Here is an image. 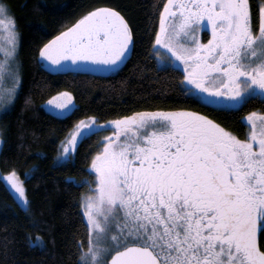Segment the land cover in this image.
<instances>
[{"label":"snow or ice","instance_id":"snow-or-ice-1","mask_svg":"<svg viewBox=\"0 0 264 264\" xmlns=\"http://www.w3.org/2000/svg\"><path fill=\"white\" fill-rule=\"evenodd\" d=\"M21 36L11 5L0 0V117L20 100ZM134 43L125 16L102 5L43 42L38 54L50 67L113 71ZM152 47L159 62L182 71L186 95L200 103L238 109L253 97L264 101V0H165ZM31 104L25 95L21 112ZM46 105L70 112L72 94L59 92ZM241 119L243 138L183 107L77 121L60 141L58 159L70 158L88 137L112 131L96 141L89 176L69 178L86 185L75 264H264V111ZM8 126L0 118V144ZM17 126L23 137L19 117ZM0 180L29 212L16 168ZM30 244L43 247L42 237Z\"/></svg>","mask_w":264,"mask_h":264},{"label":"trees","instance_id":"trees-1","mask_svg":"<svg viewBox=\"0 0 264 264\" xmlns=\"http://www.w3.org/2000/svg\"><path fill=\"white\" fill-rule=\"evenodd\" d=\"M4 2L11 5L22 34L20 58L24 79L14 110L0 117L9 122L0 150V173L16 168L26 188L30 211L23 210L0 180V264H75V241L84 237L79 200L86 185L77 186L69 178L80 181L89 176L86 169L91 153L96 150L99 136L105 133L88 137L70 158L57 161L60 141L80 119L95 116L108 120L145 108L183 107L211 116L243 138L247 124L241 118L250 111H264V101L259 97L249 99L238 109L200 103L186 95L180 82L182 71L158 64L152 41L165 0ZM252 2L256 4L257 0ZM102 5L120 11L134 31L135 43L118 70H54L56 67L40 62L38 47L43 42L70 26L85 11ZM64 91L72 94L73 110L66 114L50 111L46 102ZM25 95L31 96L32 104L21 112ZM17 117L26 130L23 137L19 135ZM37 234L42 237L43 247L30 244V238L36 239Z\"/></svg>","mask_w":264,"mask_h":264},{"label":"rangeland","instance_id":"rangeland-1","mask_svg":"<svg viewBox=\"0 0 264 264\" xmlns=\"http://www.w3.org/2000/svg\"><path fill=\"white\" fill-rule=\"evenodd\" d=\"M203 33H204V31L203 32H201L200 33V37H201V39L202 40H205L204 39V36H203ZM208 38V37H207ZM206 38V39H207ZM157 62H158V64L160 65V66H165V65H168L167 64V62H163V63H161V62H159L158 60H157ZM69 67H72V66H69ZM52 68H54V67H52ZM57 68H60V67H58V66H56V69H54V70H57ZM76 69H79V68H76ZM88 69H92V70H96V71H101L102 69H99V68H88ZM105 71H107V70H105ZM72 103H73V105H74V107H75V102H74V100H73V98H72ZM47 106V105H46ZM48 108V107H47ZM55 113H57V112H55ZM57 114H59V113H57ZM102 136H103V134H102ZM1 147H2V144H0V150H1ZM66 159H58L57 158V161H59V162H62V161H65ZM9 188V187H8ZM10 189V188H9ZM11 190V189H10ZM12 191V190H11ZM12 193H13V195L15 196V193L12 191ZM17 200V199H16ZM18 201V200H17ZM19 203V202H18ZM20 204V203H19ZM21 205V204H20ZM22 207H23V205H21Z\"/></svg>","mask_w":264,"mask_h":264},{"label":"flooded vegetation","instance_id":"flooded-vegetation-1","mask_svg":"<svg viewBox=\"0 0 264 264\" xmlns=\"http://www.w3.org/2000/svg\"><path fill=\"white\" fill-rule=\"evenodd\" d=\"M203 36H204V39L206 40V38L208 37V33H207V31H204ZM52 67H56V66H52ZM207 105H208V104H207ZM214 107L225 108V107H223V106H214ZM72 110H73V108H72ZM72 110H71V111H72ZM67 113H69V112H67ZM64 114H66V113H64ZM110 131H112V129L109 130V131H107V132H105V133H103V136H104V135H107L108 132H110Z\"/></svg>","mask_w":264,"mask_h":264},{"label":"crops","instance_id":"crops-1","mask_svg":"<svg viewBox=\"0 0 264 264\" xmlns=\"http://www.w3.org/2000/svg\"><path fill=\"white\" fill-rule=\"evenodd\" d=\"M103 70V69H102Z\"/></svg>","mask_w":264,"mask_h":264}]
</instances>
